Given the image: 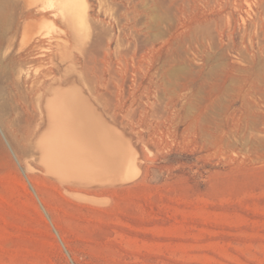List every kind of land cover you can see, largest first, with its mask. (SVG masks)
<instances>
[{"label": "rangeland", "instance_id": "374dc122", "mask_svg": "<svg viewBox=\"0 0 264 264\" xmlns=\"http://www.w3.org/2000/svg\"><path fill=\"white\" fill-rule=\"evenodd\" d=\"M17 2L0 29L27 22L31 51L0 54V264H264V0ZM58 83L113 127L101 185L38 161Z\"/></svg>", "mask_w": 264, "mask_h": 264}, {"label": "bare ground", "instance_id": "6f19581e", "mask_svg": "<svg viewBox=\"0 0 264 264\" xmlns=\"http://www.w3.org/2000/svg\"><path fill=\"white\" fill-rule=\"evenodd\" d=\"M17 1H19V0H9L7 2L8 6H9L8 9L10 12H11V10L15 11V9H14L15 6L17 7V5L19 4V2H17ZM67 1L69 3H75L76 1H79L82 3L84 2V0H67ZM8 9L6 7V9H5L6 12L1 10L0 11L1 14L5 13V14L9 15L10 12L8 11ZM31 13L32 12H31L29 5L22 12L24 17L29 16ZM21 29H23V32H25V31H29L31 29V27L29 26V24L27 22L22 21L18 24V26L14 30L12 29L9 31V30H3L2 28L0 29V54L2 57L4 56V57H7L9 59L10 58L15 59L16 61L14 64L17 67L24 66V64H25L24 61L26 60L27 56L30 55V51H31L30 47L27 49H24L22 53H20L14 49V45H15L14 38H16L19 31H21ZM22 49H23V47H22ZM17 81H20V83L23 81H26V77L25 76L23 78L17 77ZM58 84L59 85L56 86V88L53 90L51 89L52 87H50L44 96L45 99H44V102L42 105L43 106L42 107L43 116L41 118L43 121L42 122L43 131L40 133V135L34 141L35 142L34 147L38 150V155H39L38 161L45 168V170L47 172L52 174V176L53 175L56 176L57 180L60 179V180H63L64 182H66L65 180H67V181L71 180L74 177H76L77 174H79V175L82 174L80 176L81 179H82V176L86 175L85 178H83V179H85V181H83V182L91 181V180L93 181L92 177H96L94 179L95 183L96 184L98 183L101 185V182L104 183V181H102L103 179L101 177H100L101 178V180H100L99 174L103 173L104 175H106L104 173L105 167L109 166V164L111 165V162L107 159L106 156H108V151H110V139L112 138V134H114V131L112 129L111 131H113V132L111 133V131L108 130L106 127L108 126V128L110 127V129H111L112 126H109L110 124L107 125V122H105V117L102 118V116H101L102 114L98 110L95 111V110L91 109V107L94 108V106H92V104H90L91 102L88 99L85 98L86 100H88L87 101L88 103L90 102L89 103L90 108L87 107L88 103H87V106H86V104H83V102H82L83 98H80L82 93L80 94V91H78L79 89L65 88V87H62V85L60 83H58ZM35 88H36L35 85L31 86L29 89V93L34 91ZM75 89L79 93H77V91ZM97 112H99V113H97ZM105 125H107V126H105ZM115 134H117V133H115ZM110 135H111V138H110ZM114 136L116 137V135H113V138H114ZM116 138H117V140H115V141H114L115 138L113 139L114 142L111 140L112 141L111 144L115 145L114 143L117 142L118 140L120 142L121 139H118L119 136ZM124 143L122 145H124ZM127 146L128 145L126 143L125 148H127ZM125 148L121 151V148L118 147L115 151L127 153V151H124ZM128 148L131 150H129V149H126V150H129L131 152L133 151L132 148H130V147H128ZM112 152H113V150H112ZM132 154L136 155L135 152H132ZM129 155H131V154H129ZM128 158H131V157H128ZM126 159H127V157L124 160H126ZM134 159L132 158V160H134V163L131 161L133 163L132 167H133V165H136L135 164L136 158H134ZM118 160H120V159H118ZM118 160H116L117 161L115 163L116 165H119V163L121 162V161H119V163H118ZM125 162L127 163V161H125ZM125 162H123V163H125ZM123 163H122V165H123ZM126 163H125V165H126ZM115 164H113V165H115ZM122 165H121V167H122ZM128 165H131V163L129 162ZM82 167L85 168V170H83ZM86 167H88V169H90V170L89 171H88V169L86 170ZM111 167H112V165H111ZM130 167L131 166H129V169H130ZM134 167H137V166H134ZM96 168H98V170ZM99 168H100V170H99ZM101 168L102 169L104 168V171ZM133 168H132V171H133ZM122 169L123 168H121L120 173L121 174L126 173L125 177H129L130 174H129V176H126L129 173V170L124 168V170L122 171ZM111 170H113V168H106V171H108V172H110ZM135 170H137V168ZM132 171H131V174L133 173ZM111 174H113V173L111 172L110 175H108V173H107V176L108 177L112 176ZM96 175H98V176H96ZM113 175L116 176L115 174H113ZM86 177L88 179H86ZM80 178H78V179H80ZM107 178H106V180H107ZM76 179L77 178L73 179V180H75V183L79 182V180L77 179V181H76ZM97 179H98V182H97ZM109 179H110V177L108 178V180ZM111 180H112V177H111ZM81 181L82 180H80V182ZM94 181H93V183H94ZM99 181H101V182H99ZM88 183L89 182H86L84 184H88ZM105 183H107V181H105ZM80 184H82V183H80ZM90 184H91V182H90ZM76 195H78V194H76ZM98 201H99V199H98Z\"/></svg>", "mask_w": 264, "mask_h": 264}]
</instances>
